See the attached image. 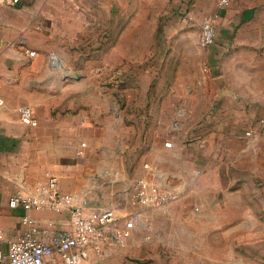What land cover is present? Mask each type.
<instances>
[{
	"label": "crops",
	"instance_id": "crops-1",
	"mask_svg": "<svg viewBox=\"0 0 264 264\" xmlns=\"http://www.w3.org/2000/svg\"><path fill=\"white\" fill-rule=\"evenodd\" d=\"M51 1L21 0L10 5L0 0V95L4 100L0 108V250L4 252L23 230L20 219L25 214L10 209L9 198L18 191L33 194L36 185L49 176L58 178L63 194L78 195L91 209H105L96 205L99 200L91 188L96 182L94 173L124 169L128 135L118 132L119 124L149 125L144 139L149 152L145 154L155 153V170L147 164L143 177L176 193L188 185L195 169L225 172L232 165L229 157L240 162V157L254 155L255 143L242 131L251 129L256 137L252 126L264 123V0H232L224 11L218 9L219 0H155V10L169 4L172 17L179 10L183 19V31L174 28L171 37L184 46L167 55V71L157 85L158 92L168 94L146 102L127 99L120 103L112 99L109 88L81 84L53 68L59 60L51 54L46 57L37 29L42 12L64 10ZM213 14H218L215 40L201 50L195 28L200 30L202 20ZM20 106L32 108L36 127L20 122ZM113 140L117 146L113 148L114 142L107 149ZM208 161H214L210 168L204 165ZM130 190L128 211L119 206L106 208L119 216L137 210L130 205ZM31 216L53 230L70 225L68 213L32 212ZM163 217L187 220L190 214L153 213L144 219L153 226L154 220ZM144 225L132 232L125 245H111L102 257L90 252L80 264H111L114 261L107 260L115 255L120 256V264H133L132 259L135 264H161L157 251L185 250L175 243H156V223L155 238L151 233L131 243ZM49 264L63 263L55 255Z\"/></svg>",
	"mask_w": 264,
	"mask_h": 264
},
{
	"label": "rangeland",
	"instance_id": "rangeland-1",
	"mask_svg": "<svg viewBox=\"0 0 264 264\" xmlns=\"http://www.w3.org/2000/svg\"><path fill=\"white\" fill-rule=\"evenodd\" d=\"M51 5L64 10L42 12L37 29L46 57L51 54L59 60L54 69L65 71L81 84L109 88L117 103L127 99L146 102L168 94L158 92L157 85L162 82L161 75L166 74L167 55L184 46L176 36L171 37L172 29L183 31L179 10L173 18L169 4L155 10V0H52ZM16 17L21 18L19 12ZM195 34L198 37V28ZM254 126L256 137L251 129L242 131L251 132L245 136L255 143L254 155L240 157V162L235 161V156L229 157L232 165L225 172L195 169L188 185L176 191V199L168 207L139 209L143 216L190 214L187 220H154L158 228L156 243L185 247L157 251L161 264H264V123L257 121ZM117 128L120 134L128 135L124 143L129 148L123 147L124 169L94 173L96 182L91 191L97 195V206H119L128 211L130 185L147 175V164L155 170V153L145 154L149 152L144 142L148 124L125 123ZM114 142L115 148L116 140L109 141L106 148L110 149ZM213 163L204 165L210 168ZM203 213L215 218L208 219L211 216ZM145 223L131 243L151 233L155 238V223ZM110 260L114 261L111 264H120L118 255L107 262ZM130 262L135 264L134 259Z\"/></svg>",
	"mask_w": 264,
	"mask_h": 264
},
{
	"label": "built area",
	"instance_id": "built-area-1",
	"mask_svg": "<svg viewBox=\"0 0 264 264\" xmlns=\"http://www.w3.org/2000/svg\"><path fill=\"white\" fill-rule=\"evenodd\" d=\"M232 0H219L218 9L224 11ZM18 5L21 0H8ZM218 14L205 17L200 25L198 45L207 48L214 43ZM29 56L33 52H28ZM4 100L0 95V108ZM20 122L36 127L37 119L31 107L17 108ZM263 122V120L261 121ZM246 136H250L248 131ZM170 147V144H165ZM81 147H84L82 144ZM146 168V166H145ZM58 178L49 176L36 185L33 194L16 192L8 200L10 209H21L25 214L20 219L21 233L8 242L7 251L0 250V264H49L57 255L63 264H80L92 252L96 257L107 254L111 245L123 246L132 232L145 223L139 209H163L176 199V194L149 182L145 177L134 181L130 190V204L137 210L119 216L113 208L91 209L88 201L76 194H63ZM32 212L68 213V229L53 230L51 225L41 226ZM3 235L0 233V242Z\"/></svg>",
	"mask_w": 264,
	"mask_h": 264
}]
</instances>
